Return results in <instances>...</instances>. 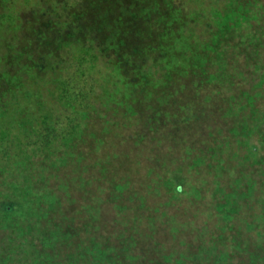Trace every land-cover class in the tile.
<instances>
[{
	"label": "trees",
	"instance_id": "obj_1",
	"mask_svg": "<svg viewBox=\"0 0 264 264\" xmlns=\"http://www.w3.org/2000/svg\"><path fill=\"white\" fill-rule=\"evenodd\" d=\"M53 1L0 0V178L16 167L31 165L39 158H54L57 155L61 158L72 156L87 166L83 151L89 145L83 141L82 136L88 122L93 121L94 114L98 112L104 118L107 114L113 116L123 107L137 105L142 96L154 95L167 83L183 76L185 70L201 67L209 55L223 47L230 34L244 24L250 26L252 34L235 41V48L237 54L244 57L243 68L248 70V77L252 81L249 84L251 87L248 86L249 91L245 92L241 85L242 90L238 93L245 107L251 111L250 121H257L259 110H264L260 104L264 97V20L246 16L242 8L245 0H224V12L216 9L209 12L216 25V33L212 39L204 42H191L192 32L188 33L184 28V25L187 26V23L190 24L195 19L192 12L185 13L182 8L184 20L177 5L178 0L164 1L163 16L175 21H169L167 27L161 22L164 30L160 42L164 47L169 45V56L178 60L173 63L172 57L169 64L174 69L184 66V74L178 69V72L169 73L168 80H165L167 75H164L168 71L165 63L168 51H165V60L156 61L155 58V64L163 63L166 66L164 74L160 72L162 68H143L144 63L136 65L133 59L119 61L113 36L106 37L104 42L100 33L91 35L85 31L94 11L90 8V15L84 0ZM255 1L264 6V0ZM20 7L25 8L24 11ZM143 29L148 27L142 26ZM143 37L146 38L147 35H142ZM179 41L182 45L177 44ZM197 48L203 49L204 53H198L200 50L197 51ZM189 53L192 54L190 57ZM87 65L84 72L83 68ZM73 67L77 69L80 84L86 85L78 87L77 91H74L69 75ZM96 67L102 69V73L104 70L108 72V77L114 81L113 89L103 96L96 92V100L99 99L98 102L103 106L99 110H87L93 96L86 73L89 74ZM153 69L155 77L152 76ZM24 100L28 101L29 106ZM247 127L245 125L242 129L244 137L235 142L238 150L242 151L237 155H241L243 159L236 180L221 182L218 187L211 189L205 184L195 183L203 195L195 196L189 209L184 210L176 194L150 203L149 195L134 187L128 192L118 189L120 182L115 179L121 169L113 167L110 175L112 178L105 182L106 185L98 187L96 183L93 186L98 189L112 187L115 193L113 198L120 201L114 213L123 218L126 216V225L116 226L112 223V226L97 228L101 203L96 200L83 203L70 199L74 204L69 208L65 207V222L57 221L50 211L45 215L33 211L30 218L24 219L25 217H18L10 211L0 210V264H264V251L245 242V228L242 232L235 227L239 222L236 219L241 207L251 208L250 194L257 182L255 189L259 190L261 197L259 215L256 216H260L261 223L264 224V133L261 135L262 142L254 146L249 139L251 132ZM137 131L129 130L124 137L131 139L134 136L137 139ZM67 148L69 152L62 154ZM233 153L231 149V157H234ZM104 156L107 155L103 154ZM129 157H120L116 152L110 159L126 161ZM201 160L195 159V165ZM216 162L219 163L220 158L212 163ZM92 165L98 169V165ZM122 171L126 176L131 169ZM222 186L225 187L221 188ZM209 190L211 198L204 196ZM18 195H26V185L20 186ZM107 200L108 195H105L102 202ZM133 200L140 210L141 219L131 214ZM43 201L42 199L40 203L43 204ZM170 206L180 213L186 211L190 219L196 217L197 210L203 209L206 212L203 220L191 221L192 224H198L199 229L203 228L204 235H197L196 232L192 236V243L179 246L180 241L171 233L172 228H169L165 218ZM155 208L160 214L159 220H154ZM190 213L195 215L190 216ZM241 214L244 217L241 220L246 224L255 220L250 211L244 210L239 216ZM217 216L221 218L219 222L222 221L224 230L227 231L226 234V231L220 233V236L212 228V221H218ZM145 219L146 223H151L147 228H142L141 224ZM43 222L47 226L58 222V236L61 239H58V243L54 241L49 227L39 226ZM78 230H83L85 234L82 247L74 239ZM148 236L152 242L146 244L143 241ZM232 242L237 245V249L233 251L227 249ZM65 244L68 248L64 247ZM205 250L210 253L207 257ZM185 252L188 255L183 257Z\"/></svg>",
	"mask_w": 264,
	"mask_h": 264
},
{
	"label": "rangeland",
	"instance_id": "obj_2",
	"mask_svg": "<svg viewBox=\"0 0 264 264\" xmlns=\"http://www.w3.org/2000/svg\"><path fill=\"white\" fill-rule=\"evenodd\" d=\"M164 1L84 0L89 7L90 15L91 10L94 11L90 25L85 27V31L91 35L95 32L100 33L104 42L107 40L106 37L113 36L118 48L117 60L133 59L136 65L144 63L143 68L157 66V69L162 68L160 70L162 74L167 70L166 66H163V63H155L159 59L165 60V51H168L165 61L168 71L164 74L167 75L165 80H168L169 73L178 72V69L181 74H184V66L174 69V66L169 64L172 57L173 63L178 60L174 56H169L171 54L169 45L164 47L160 42L164 26L167 27L170 24L169 21H175L163 16ZM223 1L178 0L177 5L182 18L185 20L182 8L185 9V13L192 12L195 18L190 24L187 23V26L184 25L188 33L192 32L191 42H204L214 36L216 25L209 12H213L212 9L224 12ZM242 8L248 18L258 17V20H264V6H260L255 0H245ZM23 9L25 8L22 7L21 10ZM186 18L190 19L188 15ZM142 26H147L148 29L142 30ZM251 34L250 26L242 25L230 34L223 47L209 55L201 67L185 70L183 76L167 83L154 95L142 96L137 101V105L123 107L113 116L107 114L104 118L98 112L94 114L93 121L88 122L82 136L83 141L88 142L89 145V148L83 151L87 166L82 165L72 156L61 158L57 155L54 158H39L31 165L19 166L8 171L3 178H0V210L10 211L18 217H25L24 219L30 218L33 211H38L42 215L50 211L56 216L57 221L65 222L67 221L65 207L69 208L74 204L70 199L83 203L89 201L92 203L96 200L101 203L100 223L97 224V228L112 226V223L123 226L128 224V220L126 216L123 218L114 213L120 201L113 198L115 193L112 187L110 186L109 189L105 186L98 189L93 186L96 183L98 187L106 185L105 182L112 178L110 175L114 170L113 167L121 169L115 179L120 182H117L118 189L128 192L131 187H134L139 192L148 194L150 203L158 198H167L176 194L184 210L192 207L191 201L194 202L195 196L203 195L201 191H198L200 187L197 188L196 184H205L211 189L218 187L221 182L236 180L238 168L243 164V159L239 155L242 151L238 150L235 142L244 137L243 127L246 125L250 129L251 138L249 139L254 146L262 142L261 135L264 133V110H259L258 122L250 121L251 111L245 107L238 93L242 90L241 85L247 92L252 80L248 77V70L243 68L244 57L237 54L235 41L245 39ZM142 35L147 37L142 38ZM184 36L187 35L184 33ZM177 44L182 45L180 41ZM140 47L143 49L140 50ZM198 49L201 51L198 53H204L203 49L197 48V51ZM191 55L188 54L189 57ZM87 67L88 65L83 68L84 72ZM78 69L80 71V66ZM154 71L155 69H153V77L156 76ZM77 73L75 67L69 71L74 91H77L78 87L86 86L80 84ZM107 73L105 70L102 73V69L97 67L89 74L86 73L93 96L87 110L102 108L103 105L98 102L99 99L96 100V92L103 96L113 89L114 81L110 80ZM103 74H105L104 79ZM117 85L122 88L120 83ZM24 102L29 106L27 100ZM260 104L261 109H264V97ZM129 130H138L137 139L134 136L131 139L124 137ZM68 149H64L62 154L68 153ZM231 149L234 157L230 156ZM116 152L120 157L130 155L129 159L133 161L110 159V156ZM103 154L107 156L103 157ZM198 158L202 160L196 166L194 160ZM218 158H220L219 163H212ZM92 163L98 165V169ZM101 169L105 171H100ZM126 169L131 171L124 176L122 170ZM22 184L26 185L24 196L18 195ZM256 184L253 185L250 194L251 208L241 207L240 209V213L244 210L250 211L255 220L251 224H246L241 220L244 218L243 215L239 216V213L236 219V222H239L235 227L242 232L245 228L243 232L245 242L251 246L254 244L259 251H264V224L261 223L260 216H256L259 215L261 197L258 194L259 190L255 189ZM105 195H108V200L102 202ZM204 196L211 198L210 190L206 191ZM42 199L43 204L40 203ZM131 203L133 207V209L129 208L132 209L131 214L141 219L140 210L134 204L135 200ZM154 212L156 215L154 220H159L160 214L156 208ZM196 213V217L190 219L186 211L180 213L170 206L168 216L165 215L169 228L170 226L172 228L171 233L178 237L181 247L192 243V236L196 232L197 235H204L203 228L199 229L198 224H192L191 220H203L206 212L200 209ZM191 214L193 213H190V216ZM217 217L218 221L216 219L212 221V228L220 236V233L226 230L222 221L219 222L221 218ZM150 223H146L145 219L141 227L147 228ZM39 226L49 227L53 232L54 241L58 243V222L49 226L43 222ZM84 236L83 230H78L77 236L74 234L75 242L80 247L84 244ZM143 242L148 244L152 242V239L148 236ZM229 244L227 249L231 251L237 249L235 242ZM64 247H67V244ZM186 253L183 257L188 255ZM205 255L207 257L210 253H206L205 250Z\"/></svg>",
	"mask_w": 264,
	"mask_h": 264
}]
</instances>
